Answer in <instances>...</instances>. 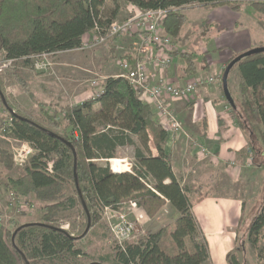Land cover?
I'll use <instances>...</instances> for the list:
<instances>
[{
    "label": "trees",
    "instance_id": "16d2710c",
    "mask_svg": "<svg viewBox=\"0 0 264 264\" xmlns=\"http://www.w3.org/2000/svg\"><path fill=\"white\" fill-rule=\"evenodd\" d=\"M248 1L255 15L264 17V0H135L133 4L138 10L169 9L163 31L177 39L187 22L183 13L188 6L226 7L239 12ZM117 2L0 0V53L26 67L32 56L76 50L83 36L96 29L101 34L116 21L118 9H110L109 5L115 6ZM172 55L185 64L182 77H191L197 70L208 71L209 67L204 65L197 67L193 52L174 51ZM227 85L231 103L224 97L222 87L221 93L238 116L247 138L246 150L253 160L262 158L264 53L239 60L229 71ZM1 87L0 80V97ZM6 107L10 110L7 104ZM63 113V133L57 132L61 129L57 113L45 115L46 124L15 113L10 126H6L8 137L28 143L35 153L16 179L4 178L0 172V186L22 197L32 195L42 204L43 216L41 222L16 227L7 235L8 241L0 228V264H209L208 245L192 212L193 205L203 198L192 200L193 191L175 176L171 157L165 152L167 132L128 82L120 76L108 77L97 99L66 106ZM66 128H71L74 136L68 135ZM150 144L156 155L152 154ZM126 146L134 148L135 165L130 172L112 173L108 166L99 164L112 160L115 150ZM13 164L12 155L0 149V166L9 171ZM70 183L74 196L65 195ZM131 203L147 219L154 218L166 204L174 208L178 217L136 242H115L109 253L96 258L78 247L76 238L53 224V215L78 206L85 219L84 232L95 226L105 227L101 221L104 208L119 210ZM244 223L242 203L237 233ZM263 227L264 207L248 229L253 249ZM226 261L241 264L233 252L227 253Z\"/></svg>",
    "mask_w": 264,
    "mask_h": 264
},
{
    "label": "rangeland",
    "instance_id": "374dc122",
    "mask_svg": "<svg viewBox=\"0 0 264 264\" xmlns=\"http://www.w3.org/2000/svg\"><path fill=\"white\" fill-rule=\"evenodd\" d=\"M134 1L135 0H118L115 6L109 5L110 9H115L116 7L118 9L117 22L129 18L136 11H139L134 6ZM249 2L250 1L242 4L240 9L242 20L240 23L242 24V29L245 30V34L249 35L252 44L255 42L254 46L256 48L264 47V17L256 16L254 10L249 6ZM200 9L202 10L200 11L201 16L198 15V10ZM209 9L213 8H199L196 4L188 6L183 13L186 16L188 23L184 25L181 34L177 39L171 38L174 51H177L178 53L193 52L196 54L197 60L199 57L201 58L199 61L201 66L204 65L209 67L208 71H205L206 73L202 76L216 74L220 69L217 67L210 70L211 64L206 61L207 52L200 54V51L202 52L203 49V44H201L203 43L201 40L203 36H196L198 35V29L195 28L192 30V28H190L192 25L191 23L194 22V24H196L199 17L203 18V21L206 22V14L209 12L207 11ZM252 15H255L257 18L256 20L258 21L251 17ZM198 22L200 24V21ZM204 29L210 30L207 31L211 35L216 31L214 26L207 28L206 25ZM115 45H121L126 51L129 48L130 40L123 38L121 40H113L108 44H103L98 47L58 53L51 56L53 67L48 72L36 71L30 62L26 67H20L16 64L11 70H6L3 74H0V80L2 81L0 125L4 124L7 117L10 116V112L13 111L31 117L33 120L42 124H46V120L44 119L45 115L57 113V122L61 125V129H58L57 132L63 133L64 108L66 106H75L91 99V96H93L95 92L92 85L93 82L102 85L106 78L120 75L118 62L123 56H126L127 52L116 51ZM175 45L177 50L175 49ZM224 51L225 54L234 55L236 50L232 45L227 44ZM176 57L180 58L178 56ZM2 58H4V56L0 53V59ZM197 60L196 65L198 67ZM226 64H224L223 69L218 74H223ZM210 71H212V73H210ZM198 72L203 71L197 70L195 75L187 77V79L189 80L190 78L200 76L201 74H197ZM16 73L20 74V77H18ZM209 87L210 90H216V102H219V105L222 104L221 106L224 108V111H227L226 113L228 114V118L232 120L233 127L239 128L241 131L242 129L238 124V116L236 112H233L223 99L221 85H213ZM6 104L10 107V110H8ZM237 113L241 112L238 111ZM66 132L68 135L74 136L71 128H66ZM241 132L246 140L247 138L244 132ZM193 142L198 143L197 141L190 142L191 145L189 147L191 154H189V157L191 158L189 160L186 158L183 161V165L187 168L186 172L183 173L184 177L188 176L190 178H195V180H191V182H189L190 180L188 181L191 184L192 182L195 183V187L192 186L195 188V192L192 193L191 199L196 200L199 197L214 196L229 197L240 200L245 206V223L238 233L236 229L237 247L239 250H235L233 253H236L241 264H264V227L260 232L256 249H253L248 241L249 226L256 216L261 213V210L264 207V157H257L253 160L250 152L246 149L242 151L244 154L242 152L238 153L235 163L240 169L239 175L235 176L237 177L236 180L235 178L230 180L227 177L219 175L220 171L223 172V169L221 170V168L219 169L218 167L213 166L209 161V146L206 145V147H203L202 145V147L209 152L208 156H204L196 152L195 147L192 144ZM22 147L23 144L20 141H8L7 139L0 138V149L8 151L12 157L15 150ZM133 155L134 148L126 146L119 148L113 159L127 158L134 161ZM99 164L101 166H108L111 171L109 161H103ZM192 167L194 169L199 168V170L203 172L197 174L196 169H193L194 172L192 173L190 171V168ZM22 169L23 166L15 165V163L9 171L4 170L2 166H0V172L3 177L11 179L19 177L22 174ZM191 184H188V186H191ZM193 188L191 190H193ZM73 190L72 183L68 184L65 189V195L74 196ZM10 194L14 193L6 192L2 186H0V213L4 215L2 231L6 237V241H8L7 235L12 234L16 227L23 224L41 222L43 216V211L41 209L42 204L32 195L22 197L14 194L15 197L24 203V208L26 209L17 213L12 207L8 206V199H12ZM127 206L128 205L123 207L127 208ZM165 213L166 211H163V214ZM142 215L144 216V219L138 226L140 232L136 233V236L129 242H136L139 238L145 237L150 233V230L144 225L147 218L143 212ZM130 218H132L131 215ZM53 220L55 226L67 231L71 237L76 238V245L93 258H96L103 253H109L111 247L115 243L110 234L103 211L101 214V221L105 227L95 226L89 230L87 229L85 232V219L78 206L73 210H60L53 215ZM83 232L84 234L80 236ZM40 264L60 263L41 262Z\"/></svg>",
    "mask_w": 264,
    "mask_h": 264
},
{
    "label": "crops",
    "instance_id": "0c3cea01",
    "mask_svg": "<svg viewBox=\"0 0 264 264\" xmlns=\"http://www.w3.org/2000/svg\"><path fill=\"white\" fill-rule=\"evenodd\" d=\"M200 11L202 10H198L199 16H201ZM207 11L209 12L206 14V22L199 17L200 24L198 21H195L196 24L192 22L190 28L192 30L198 29V35L196 36H203L201 39L203 49L200 54L207 52L206 61L211 64L210 70L219 67L220 69L216 72L219 73L226 62L256 47L254 46L255 42L252 44L249 35L245 34V30L242 29L240 23L242 20L241 11L233 12L226 7H217ZM251 17L257 19L255 15ZM186 23H188V20ZM206 25L207 28H211V26L216 28L213 35L208 32L210 30L204 29ZM133 39L130 40V43L134 41ZM227 44L232 45L236 50L234 55L225 54L224 49ZM175 49L177 50L176 45ZM200 60L199 57L197 60L198 67L201 66L199 64ZM183 67L184 63L180 58L172 57V64L166 73L167 81L175 86H182L188 80L187 77H182ZM204 73L206 72H198L197 74L203 75ZM213 90H210V87H205L198 90L187 100L169 102L173 113L182 126L183 132L169 130L165 121L159 120L154 114L155 120L167 132L165 152L171 157L172 170L175 176L187 186L191 184L189 183L191 180H195L194 177H184L183 175L187 170L183 165V161L186 158L188 160L191 158L189 157V154H191L189 147L191 140L197 141L203 147L209 146V149L207 148L210 152L209 161L213 166L223 169V172L220 171L219 175L230 180L237 179L235 176L239 175L240 169L235 163V159L238 153L244 151L247 147L242 130L233 127L232 120L228 118L226 113L227 111H224L222 104L219 105V102H216L217 94L216 90H214L215 92ZM142 101L149 105L148 102ZM184 133L189 136L188 139ZM150 146L152 154L156 155L155 149L151 144ZM134 165L135 160L132 166L126 168V171L130 172ZM193 169V167L190 168L192 173L195 169L197 174L203 172L199 168ZM194 185L195 183L192 182L191 186L188 187L192 189L195 187ZM192 191L195 192V188ZM163 211H166V213L163 214ZM192 212L208 245L209 264H228L226 261L227 253L239 250L236 229L241 218V201L229 197L205 196L199 203L193 205ZM177 217L178 214L174 208L170 204H166L154 218L147 219L144 225L150 230V233H155L172 224Z\"/></svg>",
    "mask_w": 264,
    "mask_h": 264
},
{
    "label": "built area",
    "instance_id": "2783aa9c",
    "mask_svg": "<svg viewBox=\"0 0 264 264\" xmlns=\"http://www.w3.org/2000/svg\"><path fill=\"white\" fill-rule=\"evenodd\" d=\"M168 11L169 9L136 11L123 21L112 22L106 31L101 34L98 29L95 32L86 34L82 37L80 48L76 50L98 47L113 40L123 38L131 40L134 38L126 51L121 45H115L116 51L127 52L126 56H123L118 62L119 76L128 82L141 100L149 103L155 116L159 120L165 121L169 130L183 132L182 126L173 113L169 102L187 100L200 89L221 85L222 75L216 73L210 76H196L187 80L182 86H175L167 81L166 73L172 64V54L174 52L171 37L163 31V23ZM51 56L53 55L44 53L32 56L29 60L36 71L48 72L53 67ZM15 64V60L5 57L0 59V74H3L6 70H11ZM92 85L95 92L91 99L95 100L101 94L102 85L95 82ZM13 114H15L14 111L10 112V116L7 117L4 124L0 125V138L8 141H18L8 137L6 131V126L11 124ZM184 135L187 139L189 138L186 133ZM21 143L23 147L16 149L13 155L15 165L19 166H23L34 153L28 143ZM192 144L198 154L209 155V152L199 143L193 142ZM112 160L118 161V158ZM112 160H109L110 167ZM10 195L12 199H8L9 207H12L17 213L26 210L24 203L14 194ZM103 215L113 241L120 245L131 241L136 233L140 232L138 226L144 219L142 212L134 203L119 210L106 207L103 209ZM130 215L132 218H130ZM3 217L4 215L0 213L1 229L3 228Z\"/></svg>",
    "mask_w": 264,
    "mask_h": 264
},
{
    "label": "water",
    "instance_id": "95a60500",
    "mask_svg": "<svg viewBox=\"0 0 264 264\" xmlns=\"http://www.w3.org/2000/svg\"><path fill=\"white\" fill-rule=\"evenodd\" d=\"M260 53H264V47H259V48H254L250 51H248L247 53L236 57L235 59H233L224 69L223 74H222V80H221V87H222V91L224 94V97L231 103V99H230V95H229V91H228V85H227V79H228V74L230 69L239 61L241 60L243 57H247L250 55H255V54H260Z\"/></svg>",
    "mask_w": 264,
    "mask_h": 264
},
{
    "label": "bare ground",
    "instance_id": "6f19581e",
    "mask_svg": "<svg viewBox=\"0 0 264 264\" xmlns=\"http://www.w3.org/2000/svg\"><path fill=\"white\" fill-rule=\"evenodd\" d=\"M134 163L133 160L127 159V158H118L117 160L111 161V171L112 173H122L126 171L127 167L132 166Z\"/></svg>",
    "mask_w": 264,
    "mask_h": 264
}]
</instances>
